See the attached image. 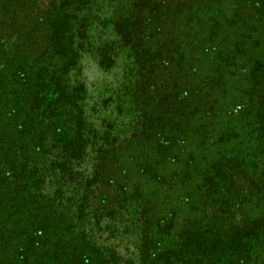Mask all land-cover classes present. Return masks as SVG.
Listing matches in <instances>:
<instances>
[{
	"label": "trees",
	"instance_id": "16d2710c",
	"mask_svg": "<svg viewBox=\"0 0 264 264\" xmlns=\"http://www.w3.org/2000/svg\"><path fill=\"white\" fill-rule=\"evenodd\" d=\"M112 1L126 6L115 31L139 118L88 178L73 161L84 85L69 84L86 16L75 0H0V264H121L111 238L135 243L134 264L258 260L264 0ZM57 146L74 157L49 166L73 190L49 195Z\"/></svg>",
	"mask_w": 264,
	"mask_h": 264
},
{
	"label": "rangeland",
	"instance_id": "374dc122",
	"mask_svg": "<svg viewBox=\"0 0 264 264\" xmlns=\"http://www.w3.org/2000/svg\"><path fill=\"white\" fill-rule=\"evenodd\" d=\"M73 6L79 7L76 11L78 19L86 16L82 21L86 22L89 32V41L80 53L78 67L69 74V84L81 82L84 85L83 98L76 101L84 125V147L77 157L64 155L58 146L46 157L48 184L45 191L49 195L59 189L67 193L73 190L65 182V175L63 177L59 172L60 168L51 169L50 162L66 158L72 161L74 157L75 170L91 178L97 156L131 137L136 131L139 118L129 85L133 80L135 57L115 31L116 19L126 12L125 3L75 0ZM74 23L79 25L80 21ZM50 142L52 145V140ZM96 205H99V201ZM109 242L121 257V264H134L132 257L136 252L135 243L122 238H111ZM254 252V260L259 258L249 264H264V253L259 252V248Z\"/></svg>",
	"mask_w": 264,
	"mask_h": 264
}]
</instances>
